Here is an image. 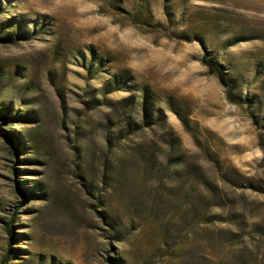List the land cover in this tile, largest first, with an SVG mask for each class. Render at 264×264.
Instances as JSON below:
<instances>
[{
    "label": "rangeland",
    "instance_id": "rangeland-1",
    "mask_svg": "<svg viewBox=\"0 0 264 264\" xmlns=\"http://www.w3.org/2000/svg\"><path fill=\"white\" fill-rule=\"evenodd\" d=\"M0 264H264V0H0Z\"/></svg>",
    "mask_w": 264,
    "mask_h": 264
},
{
    "label": "trees",
    "instance_id": "trees-1",
    "mask_svg": "<svg viewBox=\"0 0 264 264\" xmlns=\"http://www.w3.org/2000/svg\"><path fill=\"white\" fill-rule=\"evenodd\" d=\"M204 62L208 65V67L210 68V70L212 72H215L218 75V77L221 80V82L223 83V85L227 86L229 99H231L232 101H239V102L248 103L250 105L249 100H244L243 98H237V95L234 92L233 82L228 77V73H227V71L224 68V65L222 63L217 62V61H214V60H212L211 58H209L207 56L204 57ZM134 99L135 98H133V97L122 98V99H120L117 102V104L119 105L120 110H123L126 115H127L128 112L137 111V103L135 102ZM144 108L147 111L146 104H145V107ZM149 111H150V114L148 113V111L146 113L147 114V118H149L150 115L151 116L154 115V111L151 108L149 109ZM4 117L7 118V114H3V118ZM128 119L130 120V123L128 125V129L131 126H133L132 124L138 125V121H137L136 118L128 117ZM137 129H138L137 126H135L133 128V130H137ZM11 138L18 145V141H16L17 140L16 139V136L13 135ZM25 204H26V200L25 199H22L20 201V205L19 206H24ZM11 226H12L11 224H8L7 230L9 231V233L11 234V236H13V231H12V227ZM10 256H11V251H9L8 254L4 257V261L5 262H8Z\"/></svg>",
    "mask_w": 264,
    "mask_h": 264
}]
</instances>
